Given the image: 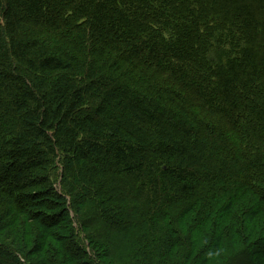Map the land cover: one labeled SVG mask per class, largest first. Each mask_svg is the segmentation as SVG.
I'll use <instances>...</instances> for the list:
<instances>
[{"label":"trees","instance_id":"1","mask_svg":"<svg viewBox=\"0 0 264 264\" xmlns=\"http://www.w3.org/2000/svg\"><path fill=\"white\" fill-rule=\"evenodd\" d=\"M263 214L264 0H0V264H264Z\"/></svg>","mask_w":264,"mask_h":264},{"label":"rangeland","instance_id":"2","mask_svg":"<svg viewBox=\"0 0 264 264\" xmlns=\"http://www.w3.org/2000/svg\"><path fill=\"white\" fill-rule=\"evenodd\" d=\"M240 210H241V209H238L237 211H239V212H240ZM262 220H264V214H263Z\"/></svg>","mask_w":264,"mask_h":264}]
</instances>
